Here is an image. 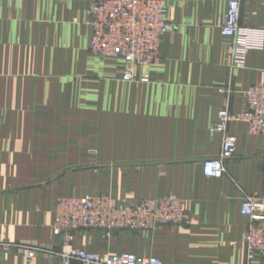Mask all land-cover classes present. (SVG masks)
Instances as JSON below:
<instances>
[{"label":"crops","instance_id":"0c3cea01","mask_svg":"<svg viewBox=\"0 0 264 264\" xmlns=\"http://www.w3.org/2000/svg\"><path fill=\"white\" fill-rule=\"evenodd\" d=\"M228 2L165 0L172 28L157 62L130 81L116 59L90 50L88 0H0V242L12 244L0 264H62L59 198L137 203L170 193L188 222L81 229L71 246L163 264H247L241 205L264 195V135L230 122L234 157L219 178L203 170L221 152L218 112L243 111L248 88L264 82V47L233 65L234 40L221 31ZM240 2V24L264 31V0Z\"/></svg>","mask_w":264,"mask_h":264},{"label":"built area","instance_id":"2783aa9c","mask_svg":"<svg viewBox=\"0 0 264 264\" xmlns=\"http://www.w3.org/2000/svg\"><path fill=\"white\" fill-rule=\"evenodd\" d=\"M92 32L90 50L97 55L116 59L123 67V79L134 80L138 69L152 67L158 60L164 36L172 28L166 17L165 0H88ZM241 2L229 0L226 16L221 23L224 35L233 38V65L243 66L251 49L264 47V31L240 24ZM221 92L231 90L222 88ZM246 107L241 112L224 108L218 112L212 130L221 132V152L203 161L206 176L223 175L224 162L234 157L237 138L227 133L230 122L242 121L252 134L264 135V82L253 84L246 91ZM241 213L250 219L243 234L247 264H255L264 255V195L246 196ZM183 200L177 194L143 199L137 203L119 201L106 194L62 197L56 205L54 232L63 237L58 252L62 264H163L153 255L123 252L104 255L83 248L72 247L75 232L99 228L152 232L164 225L188 222ZM12 244L0 242V252H8ZM26 258L33 251H24Z\"/></svg>","mask_w":264,"mask_h":264},{"label":"rangeland","instance_id":"374dc122","mask_svg":"<svg viewBox=\"0 0 264 264\" xmlns=\"http://www.w3.org/2000/svg\"><path fill=\"white\" fill-rule=\"evenodd\" d=\"M89 2V1H88ZM90 36H91V34H90ZM89 43H90V38H89ZM90 229H99V228H90ZM100 230H103L107 235H110L113 231H115V229L114 230H111L109 233L106 231V230H104V229H100Z\"/></svg>","mask_w":264,"mask_h":264}]
</instances>
